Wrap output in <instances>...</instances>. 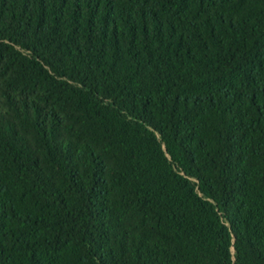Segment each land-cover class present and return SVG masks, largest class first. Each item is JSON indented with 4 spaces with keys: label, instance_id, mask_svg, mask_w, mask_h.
<instances>
[{
    "label": "trees",
    "instance_id": "trees-1",
    "mask_svg": "<svg viewBox=\"0 0 264 264\" xmlns=\"http://www.w3.org/2000/svg\"><path fill=\"white\" fill-rule=\"evenodd\" d=\"M0 264H264V0H0Z\"/></svg>",
    "mask_w": 264,
    "mask_h": 264
},
{
    "label": "rangeland",
    "instance_id": "rangeland-1",
    "mask_svg": "<svg viewBox=\"0 0 264 264\" xmlns=\"http://www.w3.org/2000/svg\"><path fill=\"white\" fill-rule=\"evenodd\" d=\"M191 180V179H190ZM192 181V183H194L195 184V182L193 181V180H191ZM196 190L199 192V190H198V187L196 186Z\"/></svg>",
    "mask_w": 264,
    "mask_h": 264
}]
</instances>
